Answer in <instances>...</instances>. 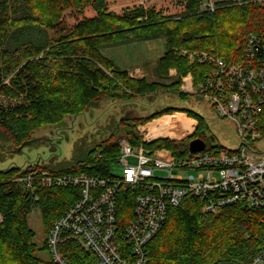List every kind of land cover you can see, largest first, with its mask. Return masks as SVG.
<instances>
[{
  "label": "trees",
  "instance_id": "obj_1",
  "mask_svg": "<svg viewBox=\"0 0 264 264\" xmlns=\"http://www.w3.org/2000/svg\"><path fill=\"white\" fill-rule=\"evenodd\" d=\"M202 1H186L191 19L196 21L195 29L189 30L184 22L139 28L140 18L147 16L154 22L155 15L139 9L112 17L101 12V5L95 0H0V98L10 102L0 104V151L10 148L7 153H13L33 141L40 130L60 127L70 119L92 114L105 103L114 104L119 100L130 104L135 98L147 96L151 85L145 79H131L127 72L120 71L100 52L102 46L130 38L150 40L164 35L167 51L157 69L166 79L172 70L177 71L176 87L188 75L194 77L198 86L209 71L208 66L191 64L184 52H206L218 55L229 64L237 62L249 35L264 31V7L252 4L253 0H238L221 2L215 12L199 14ZM87 6L96 8L97 15L78 18L61 53H53L60 58L50 59L52 54L47 52L52 47L51 32L58 30L66 13L80 11L82 14V8ZM119 91L123 94L118 95ZM184 94L181 92L178 96L185 98ZM170 109L164 113H170ZM173 109L198 121L195 139H201L204 120L187 109ZM161 114L124 117L117 123L113 135L94 144L83 156L61 164L38 166L56 176L108 177L120 154L118 140L124 138L138 147L141 139L134 132L136 126L155 120ZM189 143L162 139L146 144L145 148L169 150L181 158L189 153ZM26 169L11 166L0 170V215L3 218L0 264H56L50 256L44 260L39 254L50 255L48 235L79 200L80 191L39 187L32 194L15 182L26 175ZM132 199L130 195L123 196L119 203L122 233L133 214ZM203 205L190 197L170 210L166 224L149 245L148 264H242L262 250L264 211L237 205L217 215H206L202 214ZM36 209L41 212L47 236L42 247L35 243L37 235L28 222ZM121 248L124 253L128 251L124 243ZM61 250L69 264L96 262L93 254L73 241H67Z\"/></svg>",
  "mask_w": 264,
  "mask_h": 264
},
{
  "label": "built area",
  "instance_id": "obj_2",
  "mask_svg": "<svg viewBox=\"0 0 264 264\" xmlns=\"http://www.w3.org/2000/svg\"><path fill=\"white\" fill-rule=\"evenodd\" d=\"M251 3L264 7V0ZM218 4L203 0L199 14L215 12ZM183 55L191 64L209 67L196 90L193 81L188 84L190 76L183 78L184 93L208 100L221 117L230 119L237 127L238 147H210L205 142L203 152L177 158L169 150L146 149L154 139H143L133 147L120 138L115 162L123 169L120 177L56 176L38 165L28 167L15 182L32 194L39 187L80 191L79 200L48 235L49 254L56 264H69L61 250L67 241L93 254L95 264H148L150 243L166 224L170 210L186 198L200 200L206 215L237 205L264 211V152L259 148L264 144V31L249 35L241 58L233 64L206 52ZM127 195L133 198V214L122 233L119 203ZM2 221L0 215V225ZM242 264H264V247Z\"/></svg>",
  "mask_w": 264,
  "mask_h": 264
},
{
  "label": "rangeland",
  "instance_id": "obj_3",
  "mask_svg": "<svg viewBox=\"0 0 264 264\" xmlns=\"http://www.w3.org/2000/svg\"><path fill=\"white\" fill-rule=\"evenodd\" d=\"M95 1L100 3L101 12L103 11L106 15L112 17H119L125 11L139 9H143L146 14L152 12L157 20L150 22L147 16L140 18L137 26L139 28L184 22L183 25L189 27V30L195 29L196 21L191 19L192 15L186 9L187 0ZM214 1H219V3L232 2L230 0ZM79 12L66 13L64 22L60 24L58 30L51 32L52 47L47 52V54H52L49 56L50 59L55 60V58H60V56L58 57L54 54L61 53V48L68 43L69 35L78 18H94L97 15L96 8H92L91 6L83 7L81 10L82 14H79ZM166 51L167 40L164 35L150 40L130 38L126 42L102 46L100 52L104 57L110 59L120 71L127 72L131 79H145L151 85L147 96L135 98L132 100L133 103L130 104L126 101L119 102V100H117L118 103L115 101L114 104L105 103L92 114L80 116L77 119H70L60 127L54 126L40 130L34 135L33 140L35 142L25 146L21 151L15 150L13 153H7V150H10V148H7L6 151H0V170L11 166L28 168L46 163L61 164L81 157L94 144L113 135L116 132L117 123L124 117H129L130 119L141 116L145 118L163 113L164 115L161 114L159 118L148 123L140 122L141 124L136 126L134 132L141 141L143 139H154L155 141L162 139L172 140V137L177 136L181 131L173 126H162L163 124H160L161 121L170 119L176 113L179 116L185 114L183 116L190 118L187 113L175 111L173 109L175 107L181 109L180 111L187 109L204 120V125L200 131L201 140L207 142L210 147L221 146L230 150L236 149L239 145L236 138L237 127L230 119L221 117L212 103L199 96L186 93L187 95L184 94L185 98H180L178 93L185 91L186 87L184 84L186 83L182 78L181 84L179 87H176L179 81L177 71L172 70L167 79L159 75L157 69L158 62ZM188 76H190L188 84L192 85L191 82L193 81L194 89L196 90L202 82L196 86L194 77ZM117 94L122 95L123 93L119 91ZM0 104L9 105L10 102L4 98H0ZM167 109H170L172 113L165 114L164 111ZM129 113H132L133 116H129ZM163 132L166 133L159 136ZM226 133L228 134L227 137H225ZM185 134L189 138L188 140H192L196 137L197 130L194 136L188 137L187 131H185ZM186 137L184 139H187ZM54 148L56 152L52 153L51 151ZM259 148L260 152H264V144L260 145ZM122 170L121 166L115 164L112 166L111 175L113 177H120ZM158 175L162 174L159 173ZM28 222L30 228L37 235L35 243L38 247H42L47 236L41 212L38 209L34 210L28 217ZM39 256L44 260H48L50 255L42 252Z\"/></svg>",
  "mask_w": 264,
  "mask_h": 264
},
{
  "label": "crops",
  "instance_id": "obj_4",
  "mask_svg": "<svg viewBox=\"0 0 264 264\" xmlns=\"http://www.w3.org/2000/svg\"><path fill=\"white\" fill-rule=\"evenodd\" d=\"M183 115H185V114H183ZM183 115L179 116L176 113V114L171 116L176 128L181 131L180 134H178L175 137H172L173 141H186L189 138L186 137L185 131H187V134H188V137H189V136H194L195 131L198 129L199 123H198L197 120H194V119H191V118H187V117H185ZM184 137H186L187 139H184Z\"/></svg>",
  "mask_w": 264,
  "mask_h": 264
},
{
  "label": "water",
  "instance_id": "obj_5",
  "mask_svg": "<svg viewBox=\"0 0 264 264\" xmlns=\"http://www.w3.org/2000/svg\"><path fill=\"white\" fill-rule=\"evenodd\" d=\"M125 118H123V119H125ZM34 142H35V140H33L31 142H27L24 145H22L18 150L21 151L25 146L33 144ZM205 147H206V143L203 140H201V139H193L189 143V152H190V154L201 153V152L204 151ZM51 152L55 153L56 149L54 148Z\"/></svg>",
  "mask_w": 264,
  "mask_h": 264
},
{
  "label": "bare ground",
  "instance_id": "obj_6",
  "mask_svg": "<svg viewBox=\"0 0 264 264\" xmlns=\"http://www.w3.org/2000/svg\"><path fill=\"white\" fill-rule=\"evenodd\" d=\"M160 124H163L162 126H167V125H169V126H173V127H176L175 126V124H174V122H173V120H172V118H170V119H165V120H163V121H161V123ZM164 133H166V132H163L161 135H159V136H162Z\"/></svg>",
  "mask_w": 264,
  "mask_h": 264
},
{
  "label": "flooded vegetation",
  "instance_id": "obj_7",
  "mask_svg": "<svg viewBox=\"0 0 264 264\" xmlns=\"http://www.w3.org/2000/svg\"><path fill=\"white\" fill-rule=\"evenodd\" d=\"M129 116H133V114L132 113H129Z\"/></svg>",
  "mask_w": 264,
  "mask_h": 264
},
{
  "label": "clouds",
  "instance_id": "obj_8",
  "mask_svg": "<svg viewBox=\"0 0 264 264\" xmlns=\"http://www.w3.org/2000/svg\"><path fill=\"white\" fill-rule=\"evenodd\" d=\"M194 139H195V138H194ZM192 140H193V139H192ZM192 140H187V141H190V142H191Z\"/></svg>",
  "mask_w": 264,
  "mask_h": 264
}]
</instances>
